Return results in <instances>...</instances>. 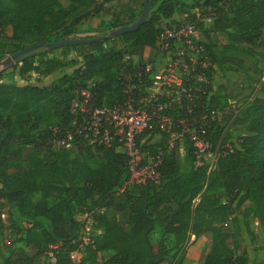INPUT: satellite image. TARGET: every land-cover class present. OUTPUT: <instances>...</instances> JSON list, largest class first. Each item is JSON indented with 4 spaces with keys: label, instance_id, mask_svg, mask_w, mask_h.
Returning <instances> with one entry per match:
<instances>
[{
    "label": "trees",
    "instance_id": "16d2710c",
    "mask_svg": "<svg viewBox=\"0 0 264 264\" xmlns=\"http://www.w3.org/2000/svg\"><path fill=\"white\" fill-rule=\"evenodd\" d=\"M66 1L67 7L57 0H0V58L5 53L11 54L40 41L52 43L68 35L89 31H101L100 34L105 35L116 27L132 23L138 17L144 0ZM150 7L144 21L130 32L100 41L59 47L63 51L71 50L72 69L68 74L54 79L50 85L38 86L37 82L64 65L60 55L52 54L55 49L37 48L19 56L6 67H0V198L10 204L11 212L18 216V221L25 220L41 227L38 241L41 239L44 243L56 244L53 251L52 248L42 249L35 244L37 252H52L54 264L59 258H68L69 253L79 247L80 229L70 213L73 206L91 210L92 220L102 226V234H94L91 245L86 244L82 248L87 252L92 248L112 252L106 259L107 264H170L177 249L171 253L166 249L152 252L148 234L154 222L163 223V231L173 235L174 245L184 240L186 231L194 236L207 233L209 243L200 264H241V255L226 245L229 234L222 224L226 225L225 219L239 201L250 202L254 214L261 216L264 213V97L255 94L238 101L237 115H233L231 121L238 116L239 121L245 124V133L237 137L231 152L215 157L208 171L203 165L180 173L175 158L178 154L172 151L163 157L159 166L158 185L144 183L126 186L118 191L125 175L122 156L112 148L96 147L104 151L103 154L118 158L123 175L117 184L107 183L103 186L95 180L91 186L84 187L82 194L71 186L62 189L53 187L63 192L57 201L50 204L38 201L31 204L30 214L26 211L27 197L35 186V177L42 176V171L30 165L29 169L15 168L8 172L11 163L20 156V144L14 139L11 124L8 123L9 115L2 113L4 110L15 112L20 105L25 106L32 99L42 100L54 118L31 134L28 150L39 156L59 152L65 156L64 150H41L47 127L50 126L48 124H67V103L87 81L92 83L95 103L117 100L115 73L122 56L128 54L129 61L143 58L132 56L142 49L153 47L161 22H176L166 19L174 12L185 14L186 8L201 7L195 20L198 29L203 34L219 31L224 38L222 47L232 46L243 55L264 51V0H190L188 4L180 0H151ZM202 18L207 20L201 21ZM194 19L190 17L187 20ZM226 22L234 23V31H221ZM6 26L10 29L7 37L3 35ZM91 37L96 36L88 38ZM204 39L203 45L215 68L237 69L231 67L233 60L230 56L215 53L212 45ZM93 74L99 77L94 78ZM28 75L34 77V83L15 82L16 76L24 79ZM257 92L264 95L262 88L258 87ZM209 102L221 111V118L225 109L222 95L212 91ZM222 131L219 142H226L225 129L219 122L211 133L212 141L219 140L217 137ZM30 156L27 155L28 158ZM47 169L43 171L49 172ZM47 181L44 180L43 185H47ZM148 189H151L150 193H147ZM112 194L119 197L113 201L114 208L122 212L127 227H121L113 217L105 218L102 212L94 215L98 203L109 200ZM196 196L198 198L194 201ZM233 198L235 201L231 204ZM220 221L219 225L213 223ZM93 226L96 228L97 224ZM25 238L28 240L29 236ZM18 257L16 255L17 260ZM16 259L9 257L5 262L15 264ZM29 260L23 258L21 264H28ZM257 264H264V261Z\"/></svg>",
    "mask_w": 264,
    "mask_h": 264
},
{
    "label": "built area",
    "instance_id": "2783aa9c",
    "mask_svg": "<svg viewBox=\"0 0 264 264\" xmlns=\"http://www.w3.org/2000/svg\"><path fill=\"white\" fill-rule=\"evenodd\" d=\"M148 50L140 59L122 56L115 73L117 100L95 103L92 83L87 81L67 103V124L47 127L41 150L112 148L121 154L125 169L118 191L144 183L158 185L159 166L172 151L201 161L231 152L234 145L219 142L223 131L219 140L211 138L221 111L209 102L214 66L195 22H161ZM203 161L196 165L206 164ZM93 224L86 214L79 247L91 245L96 233ZM46 256L54 261L51 251Z\"/></svg>",
    "mask_w": 264,
    "mask_h": 264
},
{
    "label": "rangeland",
    "instance_id": "374dc122",
    "mask_svg": "<svg viewBox=\"0 0 264 264\" xmlns=\"http://www.w3.org/2000/svg\"><path fill=\"white\" fill-rule=\"evenodd\" d=\"M57 1L62 6L67 7L66 0ZM200 11L201 7L190 8L185 12L183 18L187 20L192 17L195 18V21L198 19L197 16ZM201 21H204V19H201ZM227 22L221 31H234V23ZM195 25L198 29L196 21ZM6 27L3 30V35ZM5 33H8V30H6ZM100 33L101 31L82 32L68 35L67 38H88L89 36L101 35ZM198 38L204 39L210 43L212 45L211 49L214 50L215 53L221 52L230 56L233 60L230 64L231 67L237 68L236 70H221L213 67L211 72L212 89L214 93L222 95L225 101V109L219 125L223 126L225 129V140L229 145H233V143L238 140L237 137L242 133H245V124L239 121L238 116L233 122H231L233 115H237L236 107L239 105L238 101H242L245 97L247 98L252 94L264 97L262 93L257 92L258 87L264 89V51L257 50L251 55H243L238 49H234L232 46L222 47V41L224 38L219 31H210L207 34H203L201 29H198ZM52 54L60 55L64 65L43 77L37 82L38 86L50 85L54 79L62 74H68L72 69L71 58L73 57V54L71 50L63 51L62 48H57ZM4 63L5 60L0 59V67ZM93 77L97 78L99 76L93 74ZM15 82L22 84L25 82L34 83L35 81L32 75H28V77L24 79L16 76ZM2 113L9 115L8 123L11 124L14 139L20 144V156L16 161L11 163L8 172H12L15 168L29 169L30 165L34 169L42 171V176L35 177V186L27 197L28 203L26 211L30 212L29 208L31 204L38 201H42L45 204L57 201L58 198L63 195V192L62 190L53 187H60V189H62L63 187L71 186L73 189L75 187V189L79 190L82 194L84 187L88 185L91 186V182H95V180L104 186L107 183L115 185L121 179L123 174H121L120 171L118 158L110 154L105 155L103 154L104 151L95 148L73 146L69 150H66L65 156H63V152L50 153L41 156L37 154H35V156L33 152H30L28 146L31 143V134L37 128L51 122L54 118L51 114V110L42 102V100L32 99L28 101L25 106L20 105L15 112L12 110H4ZM48 125L51 126V124ZM28 154L31 155L29 158L27 157ZM177 154L178 155L175 158L180 173H186L194 167L203 165L206 166V171H208L214 161V159H210L211 161L205 159L202 161L206 162V164L196 165V162L202 161L184 152ZM207 162L210 165L209 168H207ZM45 169L49 172L43 171ZM50 170L52 171L51 174ZM44 180H48V183L46 182L47 185H43V183L45 184ZM150 192L151 189H148L147 193ZM109 198V200H103L98 203V208L95 209L96 212L93 211L94 215H99L102 212L104 213L105 218L109 219L113 217L121 227H127L124 218H122V212H119L114 208L113 201H117L119 197L116 198V195L112 194ZM197 198L198 196L194 198V201H196ZM228 198L229 196L227 199ZM230 201L231 204H233L235 198ZM1 203V212L6 214V211L8 210L7 203L4 202V200ZM85 205L87 204L85 203ZM171 206L174 205L172 204ZM221 222L222 221L213 223L219 225ZM225 223L226 225L222 224V228L227 230L229 234L226 245L234 250L236 254L238 253L241 255V264H257L258 262L264 261V213L261 216L254 214L253 206L250 202L239 201L229 217L225 219ZM157 226L158 224H156L154 228ZM14 238L15 236L12 235L2 239H6V242H9L10 239ZM155 241L156 236H153L152 242L155 243ZM6 249L8 250L9 247H6ZM165 251L168 252V250Z\"/></svg>",
    "mask_w": 264,
    "mask_h": 264
},
{
    "label": "crops",
    "instance_id": "0c3cea01",
    "mask_svg": "<svg viewBox=\"0 0 264 264\" xmlns=\"http://www.w3.org/2000/svg\"><path fill=\"white\" fill-rule=\"evenodd\" d=\"M186 4L190 2V0H180ZM187 10L190 8H186ZM184 14L173 13L170 18L166 20L173 21H183ZM8 30V33L5 31ZM4 31V36H9L10 29L6 27ZM148 49H142L138 53H136L133 58H140L149 54ZM8 54H3L2 58ZM3 200L0 198V264H10L5 262L7 258L16 259V255H18V259L15 264H21L23 258H29L28 264H54V262H49L45 251L41 250V252L36 251L35 244L39 246V248H52V251L55 249L56 244L53 243H44L41 239L38 241L37 237H40L41 227L37 225H31V223L24 221H18V216L11 212V206L7 203L8 210L6 214L1 212L2 202ZM91 210L78 209L76 206H73L70 213L72 220L78 224V229L81 228L82 220L84 219L86 214L90 215ZM30 214V212L28 213ZM91 217V215H90ZM40 219H43L40 216ZM92 219V218H91ZM23 220V219H22ZM14 221V223H13ZM97 224L96 235L99 236L102 234V226L96 222ZM158 224L156 228L154 226ZM18 226L20 229H16L15 226ZM45 226V223H42ZM80 232V230H78ZM15 236L14 239H10L9 242H6V239H2L7 236ZM25 236H29L28 240ZM156 236L155 243L152 242V237ZM149 244L151 246L152 252H156L158 249L168 250L170 253L177 249V253L175 255L174 260L170 264H200L203 256L207 250L209 237L205 232H201L194 236L190 231H186L185 238L182 242L174 245L173 235L169 232L163 231V223L162 222H154L152 230L148 234ZM5 245V246H4ZM155 246V248H154ZM6 247H9L7 250ZM7 250V251H6ZM112 252L107 250H94L93 248L87 252L86 249L82 247H78L77 249L71 251L68 258H59L57 264H107L106 259L110 257ZM54 259V256H53ZM20 261V262H19ZM110 264H116L114 262ZM158 264H166L165 262H160Z\"/></svg>",
    "mask_w": 264,
    "mask_h": 264
},
{
    "label": "water",
    "instance_id": "95a60500",
    "mask_svg": "<svg viewBox=\"0 0 264 264\" xmlns=\"http://www.w3.org/2000/svg\"><path fill=\"white\" fill-rule=\"evenodd\" d=\"M150 2H151V0H144L143 1V4H142L141 9L139 11L138 17L132 23H130L128 25L116 27V28L110 30L105 35L91 37V38H64V39H60V40L52 42V43H45L43 41H40L37 43H32V44L26 45L23 48L5 56L4 57L5 63L1 66V68L6 67L7 65L13 63L14 60L16 58H18L19 56L24 55V54H26L32 50H35L37 48L44 47L46 49H56V48H59V47L65 46V45L83 44V43H87V42H91V41H100V40H103L105 38H111V37L120 35L124 32H130V31L134 30L139 24H141L144 21L146 15L148 13L149 7H150Z\"/></svg>",
    "mask_w": 264,
    "mask_h": 264
}]
</instances>
